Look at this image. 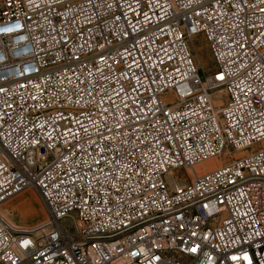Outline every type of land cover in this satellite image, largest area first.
I'll use <instances>...</instances> for the list:
<instances>
[{"label": "built area", "instance_id": "2783aa9c", "mask_svg": "<svg viewBox=\"0 0 264 264\" xmlns=\"http://www.w3.org/2000/svg\"><path fill=\"white\" fill-rule=\"evenodd\" d=\"M28 187L0 264H264V0H0V206Z\"/></svg>", "mask_w": 264, "mask_h": 264}, {"label": "rangeland", "instance_id": "374dc122", "mask_svg": "<svg viewBox=\"0 0 264 264\" xmlns=\"http://www.w3.org/2000/svg\"><path fill=\"white\" fill-rule=\"evenodd\" d=\"M191 45L195 49L194 54L200 65L207 68L212 64V56L203 36H195ZM2 204L1 212L18 228L38 226L47 218L43 200L31 187L19 191Z\"/></svg>", "mask_w": 264, "mask_h": 264}, {"label": "bare ground", "instance_id": "6f19581e", "mask_svg": "<svg viewBox=\"0 0 264 264\" xmlns=\"http://www.w3.org/2000/svg\"><path fill=\"white\" fill-rule=\"evenodd\" d=\"M218 93L220 95L223 94V92H220V91ZM221 162H222V155L210 156V157H207L206 159H203V160L199 161L196 165H193L192 167L188 168V170L190 172H193V173H196L197 171H198L197 173H201V172L205 171L204 167L212 168V167H215L216 165L220 164ZM32 188L35 189L34 187H32ZM35 191L37 192L36 189H35ZM39 196L41 197V195H39ZM43 203H44V201H43ZM45 208H46V211H47L46 205H45Z\"/></svg>", "mask_w": 264, "mask_h": 264}]
</instances>
